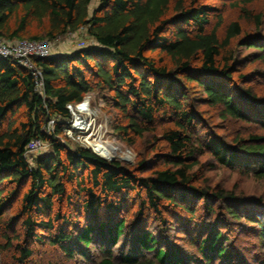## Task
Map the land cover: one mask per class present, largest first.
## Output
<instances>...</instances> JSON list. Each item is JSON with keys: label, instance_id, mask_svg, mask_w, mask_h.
<instances>
[{"label": "trees", "instance_id": "1", "mask_svg": "<svg viewBox=\"0 0 264 264\" xmlns=\"http://www.w3.org/2000/svg\"><path fill=\"white\" fill-rule=\"evenodd\" d=\"M185 1L179 0L169 14L171 0H99L92 12L93 0H0V37L5 40L53 41L86 27L96 43L67 55L34 59L43 74L44 96L35 91L30 72L0 59V264H4V253H10L14 264H31V244L45 241L71 259L87 258L85 249L101 242V256L92 264H209L214 257L231 264L234 256L241 262L234 240L235 250H229V238L223 232L227 227L217 222L206 225L208 234L199 242L204 259L172 244L171 227L159 232L161 238L147 229L146 211L157 215L156 222L166 224V210L194 218L195 206L201 202L210 215L223 205L229 218L254 225L252 232L264 253V200L247 204L248 200L232 192L203 187L197 170L200 157L209 151L222 164L248 167L264 179V135L238 140L233 150L217 138L205 144L194 133L197 115L183 83H195L211 106L222 109L224 119L259 122L264 127V102L259 106L250 90L234 83L230 68L233 40L240 38L243 45L255 48L264 61V36L244 35L235 22L222 40L218 29L207 30L214 9L202 0H190L188 5ZM242 10L246 18H253L246 8ZM260 18H255L258 24ZM34 25L43 34H32ZM95 89L104 90L127 120L115 128L131 144L154 131L161 118L172 121L173 126L162 132L165 150L155 155L164 161V169L139 176L151 171L148 160L128 169L91 150L72 149L61 141L64 123L46 133L51 120L71 119L68 104L82 102ZM22 110L24 120H18ZM37 139L47 142L52 151L32 167L25 153ZM28 183L29 189L21 195ZM10 185L14 188L9 189ZM131 193L141 201L140 226L134 233L133 225L119 220ZM20 195L17 220H6ZM64 201L77 213L73 218L56 209ZM102 209L112 215L110 222L100 220ZM80 214L87 217L86 223L80 222ZM19 221L24 237L18 236L15 244L9 233H15ZM75 222V230L66 229ZM57 223L61 227L52 234ZM39 231L51 234L45 239ZM120 242L124 251L116 256L111 249Z\"/></svg>", "mask_w": 264, "mask_h": 264}, {"label": "rangeland", "instance_id": "2", "mask_svg": "<svg viewBox=\"0 0 264 264\" xmlns=\"http://www.w3.org/2000/svg\"><path fill=\"white\" fill-rule=\"evenodd\" d=\"M178 1L179 0H171L169 14L174 13V7ZM185 3L186 5L190 4V0H186ZM201 3L209 5L214 9L211 13L210 24L207 30L210 32L218 29V34L222 40L225 39L228 28L235 22L241 25L244 35L264 36V0H202ZM98 5L99 0H93L90 11H94ZM243 8L248 10L250 17H253L252 19H248V16L246 18V14L242 10ZM258 16L262 17L259 20V24L255 19ZM31 33L34 35L43 34L42 30L35 25L32 27ZM25 38H28V36ZM239 39L233 40L230 46L233 55L230 64V68L233 72L232 79L240 88L250 90L253 95L256 96L257 100H259L258 105L261 106V103L264 102V61L261 60V54H259L255 48L243 45L242 41H240L241 39ZM52 42L54 45L53 57L67 55L80 48L96 46L94 39L89 35L86 27L75 33L59 36ZM152 56L155 57V55ZM166 61L173 66L169 59ZM183 83H185L186 86L188 100L192 102L193 109L197 115V121L193 124L194 133L196 136H199L202 139L201 141H204L205 144L209 138H217L225 142V144L233 150L237 147L238 140H247L251 138V136L264 135V127L261 123L254 122L248 124L231 119L230 117L224 119L221 115L222 109L211 106L206 100V96L195 83H189L187 81ZM90 94L92 95V99L90 98V115L95 119L94 128H92L93 132L90 131L89 133L82 134L77 131L74 132L75 134L73 136H68V133H66L61 136V141L64 144H69V147L72 149L80 147L94 152L93 148L86 141L89 137V139H91L90 141L93 143V147L95 143H104L113 146L116 148L115 152L118 156L116 159L103 156L100 157L109 162H118L128 169H136L141 161L148 160L151 171L139 174V176H150L155 170H162L166 167L164 161L159 160L155 155L165 150L164 147L166 145L162 138V132L165 127L173 126L172 121L167 118H161L154 131L146 133L141 138H137L135 142L131 144L121 139L117 134L115 127L126 124L127 120L122 118V113L112 106L108 94L102 89H95ZM100 100L103 101L102 105L99 104ZM22 112L23 110L16 116L18 120H24L21 114ZM100 125L103 127L98 131ZM79 135L81 139H79ZM51 151L50 145L43 141L41 149L28 155L27 159L29 164L34 167L38 158L48 155ZM199 160L200 166L196 169L199 170V184L203 187L232 192L236 196L248 200L247 204L255 203L258 198L264 200V179H258L254 175L253 170L250 171L248 167L233 168L226 166L219 162L216 156L209 151H206L205 155L200 157ZM29 186L30 183L25 186L21 195L29 189ZM11 188L14 187L10 185L9 189ZM70 188L72 187L70 186ZM21 195L18 196L15 203L7 211L6 220H17ZM140 203L139 197L135 193H131L128 200L124 203L123 213L119 216V220L125 219L128 225H133L131 230L133 233L138 230L140 226V218L138 216ZM66 204V201H64V203L58 202L56 209H61L64 215L73 218L77 213L74 212L75 210L72 211V208L70 209ZM202 206V202L199 203L198 206H195L197 215L194 218L188 214L178 213L177 211L173 213L172 211L166 210L164 213L166 224L156 222L157 215L152 211H146L144 219H146L149 225L147 229L154 232V234L159 237V232L162 229L171 227L174 230H170L168 233L171 237L170 242L176 247L183 248L187 255L196 256L195 258L200 259L202 257L200 256L199 242L201 238L208 234L206 225L217 222L222 224L223 227H227L223 232L225 237L229 238L227 241L229 250H235L234 247L231 246L233 243L231 240L235 241V246L240 250L241 262H238V259L234 256V259L230 262L231 264H264V253H262L260 249V240L257 238V235L252 232L254 225L248 224L245 220L237 223L232 218H229V215L225 213L226 210L223 205L217 206L218 210L214 213L215 216L210 215ZM111 216L112 215L108 213L106 209H102L100 220L110 222ZM78 217H82L80 222L86 223V216L84 217L80 214ZM190 221L191 223H189ZM164 225L166 227H163ZM72 226V229H66L75 230L76 222L73 223ZM60 227V224L57 223L55 231L51 233L55 234ZM228 227H230V229ZM15 230V233L10 232L9 234L16 244L18 236H20V240L24 237V229L20 221ZM51 233L39 231V234L45 239H47ZM98 245L94 244L88 249H85L88 253L87 258L81 259L80 256L77 255L74 259H71L66 256L61 248L52 246L47 241L43 244L32 243L31 248L34 250V255L31 264H92L93 260L101 256L100 246H102V243L100 242ZM73 248L79 249L76 245H73ZM106 248H108V246H106ZM111 250L115 252L116 256L122 254L124 251L122 242ZM147 256L151 257V255ZM2 262L4 264H14V262L11 261L10 253H4L2 255ZM201 263L204 264L203 261ZM209 264H227V262L223 259H215L214 257Z\"/></svg>", "mask_w": 264, "mask_h": 264}, {"label": "built area", "instance_id": "3", "mask_svg": "<svg viewBox=\"0 0 264 264\" xmlns=\"http://www.w3.org/2000/svg\"><path fill=\"white\" fill-rule=\"evenodd\" d=\"M53 48V42L49 40H16L10 42L0 37V59L14 61L20 67L30 72L34 76L35 91L41 96H44L43 74L34 63V59H48L53 57ZM90 95V93L86 95L84 100L80 103L68 104L67 109L69 110L71 119L68 121L59 119L51 120L46 128V133L51 134L57 123L65 124L64 133H68V136H73L75 134L74 132L77 131L82 134L89 133L90 131L93 132L92 128H94L95 119L90 115V98L92 99V95ZM99 104L102 105L103 101L100 100ZM102 127L103 126L100 125L98 131H100ZM79 139H81V136ZM90 140L91 139L88 137L86 141L93 148L94 152H96ZM42 146L43 141L39 139L34 140L26 148V157L28 158V155L38 151ZM96 154L101 156L98 152H96Z\"/></svg>", "mask_w": 264, "mask_h": 264}, {"label": "bare ground", "instance_id": "4", "mask_svg": "<svg viewBox=\"0 0 264 264\" xmlns=\"http://www.w3.org/2000/svg\"><path fill=\"white\" fill-rule=\"evenodd\" d=\"M94 148L96 149V152L103 157H108L110 159H116L118 157L115 152L116 148L113 146L104 143H95Z\"/></svg>", "mask_w": 264, "mask_h": 264}, {"label": "water", "instance_id": "5", "mask_svg": "<svg viewBox=\"0 0 264 264\" xmlns=\"http://www.w3.org/2000/svg\"><path fill=\"white\" fill-rule=\"evenodd\" d=\"M113 161V160H112Z\"/></svg>", "mask_w": 264, "mask_h": 264}]
</instances>
